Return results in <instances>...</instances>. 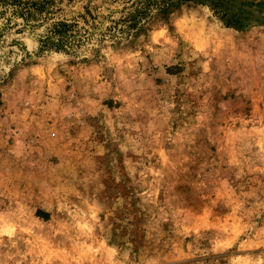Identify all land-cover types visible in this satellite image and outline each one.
Returning <instances> with one entry per match:
<instances>
[{"label":"rangeland","instance_id":"1","mask_svg":"<svg viewBox=\"0 0 264 264\" xmlns=\"http://www.w3.org/2000/svg\"><path fill=\"white\" fill-rule=\"evenodd\" d=\"M0 264H264V0H0Z\"/></svg>","mask_w":264,"mask_h":264},{"label":"trees","instance_id":"2","mask_svg":"<svg viewBox=\"0 0 264 264\" xmlns=\"http://www.w3.org/2000/svg\"><path fill=\"white\" fill-rule=\"evenodd\" d=\"M167 7H168V5L167 6H164V7H162L159 11H165L166 9H167Z\"/></svg>","mask_w":264,"mask_h":264}]
</instances>
